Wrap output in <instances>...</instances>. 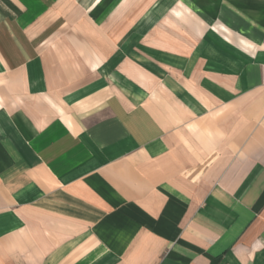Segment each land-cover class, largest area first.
<instances>
[{
  "label": "crops",
  "instance_id": "obj_1",
  "mask_svg": "<svg viewBox=\"0 0 264 264\" xmlns=\"http://www.w3.org/2000/svg\"><path fill=\"white\" fill-rule=\"evenodd\" d=\"M0 264H264V0H0Z\"/></svg>",
  "mask_w": 264,
  "mask_h": 264
}]
</instances>
